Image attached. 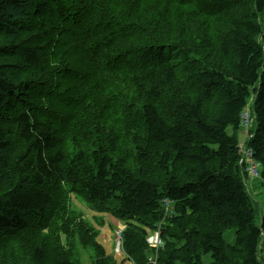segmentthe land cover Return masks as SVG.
<instances>
[{
  "label": "trees",
  "instance_id": "trees-1",
  "mask_svg": "<svg viewBox=\"0 0 264 264\" xmlns=\"http://www.w3.org/2000/svg\"><path fill=\"white\" fill-rule=\"evenodd\" d=\"M143 1L134 0L131 7L129 0H65L50 13V23L61 21L69 27L73 53L88 69L100 72L104 68L110 77L128 72L139 94L149 98V104L141 106L139 121H133L142 125L138 126L141 136L133 148L135 168L127 157L114 160L100 139L65 155L58 149L63 140L57 125L63 127L69 116L62 118L58 110L66 106L74 109L80 101L69 99L61 84L53 89L52 85L41 83L42 78L30 81L24 89V82L16 80L21 68L12 63L13 71L8 73L0 65V108L16 100L15 113L9 121L0 119V250L28 241L30 228H45L50 233L56 224L47 212L54 203L50 185L65 181L68 192L83 197L95 211L108 212L127 223V227L133 222L139 224L140 231L133 227L121 232L120 250L132 264H150L146 228L155 229L161 220L168 221L170 227L162 230L163 246L157 251L156 264H264V216L257 225L256 209L245 191L237 144L241 114L252 98L250 109L255 127L248 131L246 145L261 165L264 185V0H246L245 7L237 13L236 23L218 33H222L221 55L232 60L229 73L216 67L208 72L211 65L205 51L211 49L204 43H193L177 26L178 31L175 30L169 11H163V18L155 10L158 7H149L143 22L137 23L131 9ZM167 1L189 7L200 2ZM37 2L0 0V35L7 42L23 44ZM222 2L225 7H220ZM230 2L215 0L217 6L204 2L202 5L210 17L228 8ZM125 13L128 15L124 17ZM182 26L179 23V28ZM49 33L46 28L41 40L38 37L21 46L16 62L35 67L43 58L40 56L55 47L52 39L43 41L42 37ZM58 45L65 46L66 42L60 41ZM117 45L118 51L113 53ZM211 51L216 53L217 48L214 46ZM3 52L0 49V59H8ZM171 56L183 57L187 69L201 68L205 72L204 94L224 95L221 111L214 120L204 114L200 99L192 101L179 91L169 98L173 94L167 89L177 84L183 86ZM57 63L59 71L54 75L61 80L63 76H72L73 82L85 81L93 87L104 78L66 69L61 59ZM157 72L166 75L160 82ZM145 82L150 83L149 89L140 86ZM26 90H33L35 97L29 96L30 100L25 101ZM184 92H189L188 87ZM50 99L63 102V108L52 110L45 106ZM33 104L37 107L30 108ZM87 131L85 137L90 132L98 133L93 128ZM149 149L155 150L158 179L149 178L146 170L151 161ZM164 200L172 206L169 216L164 213ZM209 216H214L215 223L206 219ZM217 224L220 228L223 224L229 229L235 226L233 243L227 241L225 229H218ZM180 243L182 246L177 247ZM38 245L32 251V264L47 258ZM102 254L108 264H116L113 256ZM204 257H208L209 263L203 261ZM50 264L77 261L56 253Z\"/></svg>",
  "mask_w": 264,
  "mask_h": 264
},
{
  "label": "rangeland",
  "instance_id": "rangeland-1",
  "mask_svg": "<svg viewBox=\"0 0 264 264\" xmlns=\"http://www.w3.org/2000/svg\"><path fill=\"white\" fill-rule=\"evenodd\" d=\"M64 1L38 0L37 7L33 8L31 12L27 30L28 34L24 37L23 44L15 41L7 42L6 38L0 35V49L4 51L3 55L6 54L8 57V59H5L6 57L0 59V65L6 68L5 71L8 73L13 71L12 63L13 66H19L21 70L17 72L16 80L25 83L21 84L24 89L30 86L28 85L30 81H37L39 78H42L41 83L46 85L50 84L53 89L58 88L61 84L62 92L67 93L69 99H78L80 101V106L70 110L67 106L66 108L61 106L64 105L63 102L60 103L59 101L50 99L45 103V106H49L52 110L62 107L63 109L58 110L62 118L69 116L68 123H63V127L60 128V125H57L58 130L62 132L59 133L63 140V143L58 149L62 150L65 155L68 156V154L76 151L82 144L90 145L92 140L98 141L100 139L108 151L107 153L114 160L121 161L127 157L129 159L128 162H131V166L135 168L136 164L133 162L135 158L132 159V156H134L133 148L136 144L135 141L139 140L141 136L138 126L142 127V125L139 122L133 123V121L136 119L139 121L141 106L149 104V98L139 94L136 85L131 83L130 73L122 71L119 72L120 76L110 77L111 74L107 73V70L104 68H101L100 72L92 71L88 69L86 63L80 60L76 53H73L74 47L70 34L68 33L70 32L68 30L69 27L61 21L55 20V22L51 21L50 23V13L53 14L56 6L62 4ZM196 2L194 7H189L178 1L144 0L140 2V5L136 3L134 10H131L137 19V23L143 22L144 15H148L149 7H158L160 10H155L163 18L165 17L163 11H169L173 15L170 20L173 26L175 25V30L178 27L179 31L185 33L193 43H204L211 50L214 46L217 48L216 53H213L211 50L205 51L211 65L208 68V72L212 70V67H216L220 71L229 73L231 71L232 60L230 58H224L220 53V35L236 23L237 13L245 7L246 0H231L228 8L210 17L206 16L202 2L213 3V6H217L215 0H200V2ZM129 3L132 7L135 2L134 0H129ZM220 7H225V2L220 3ZM139 11H144V13L139 14ZM127 15L128 13L123 14L124 17ZM179 23L183 25L181 28H179ZM46 28H49L50 33L48 37L45 36L42 38L43 41L52 39L56 43L53 50L46 52L45 56L42 54L40 57L43 58L35 67L28 68L23 62H16L21 54V46L32 43L42 35ZM220 31L222 33L218 34ZM39 32L42 33L40 34ZM197 38H201L202 40L199 42ZM38 40H41V37ZM60 41L66 42V45H58ZM118 48V45L115 46L113 53H117ZM58 59L63 61L66 69L90 72L96 76H104V78L98 86L93 87L90 86L89 82H73L72 76L70 78L63 76L64 80H61L59 76L54 75L56 71H59ZM171 59L172 64L177 69V76L183 81V86L177 84L176 87L167 89L166 92L169 91V93L173 94L169 95V98L176 96L179 91L181 95L192 101L200 99L204 105V114L209 120H214L221 111L225 99L224 95L204 94L202 82L207 79L205 72L201 68L198 71L193 67L187 69V63L183 57L171 56ZM157 73V81L160 82L166 75H163L162 72ZM149 85V82L140 83V86L146 89H149ZM39 86L42 85L39 84ZM187 87L189 92L185 93L184 90ZM161 91H164L162 86ZM101 92L102 94L100 95ZM25 94V101L30 100L29 96L31 99L35 97L33 90H26ZM251 104L252 99L247 103L248 108L246 107L249 113H251ZM15 105L16 100L13 99L1 107L0 119L8 122L9 117L15 113L13 111ZM159 106L162 107V104H159ZM36 107L35 104L30 105V108ZM254 124L255 122L252 120V123L248 127L243 126V129L239 132H244L243 130L246 131V129H254ZM89 128L96 129L98 133L90 132L85 137L84 134L88 133L87 129ZM229 134H232L230 129ZM249 134L248 136H250ZM244 139L245 136L243 137ZM237 144L239 145V143ZM154 151L149 149L151 161L149 162V166H146V170L149 173V178L158 179L156 176L157 171L155 170ZM256 168L258 173L262 170L260 164H256ZM243 174L245 177V191L253 207L256 209L255 223L260 225L261 218L264 216L263 179L260 174L258 177L256 175H250V177L245 168L243 169ZM145 176L147 177V175ZM50 187L52 189L54 203L47 212L51 216V222L56 224L50 230V233L45 228L35 231L30 228L27 230L30 236L28 241L12 244L10 249L3 246L4 248L2 247V250H0V264H32V251L37 248L38 244L47 254V258L40 264H50L56 253H64L67 258L76 259L77 264H108L102 254L103 252L105 256H113L116 264H132L130 261L125 260L120 250L121 243H118L116 239L117 233L122 232V230L126 231L134 227L140 231L138 223L133 222L132 226L127 227V223L123 224L108 212L95 211L83 197L69 193V188L65 181H58L50 185ZM167 213L169 216L170 212ZM206 219L215 221L214 216L206 217ZM47 227L50 228V224ZM167 227H170L168 221L161 220L156 224L155 229L151 230L150 228H146L147 235L145 241L149 248L147 257L150 264H156L157 251L161 245V238L159 239V237H161L162 230ZM234 227L229 229L224 224L222 228L218 226V229H225L223 235L230 243H233L235 238L236 229ZM91 244L92 246H89ZM182 244H178L177 247H181ZM203 261L209 263L208 257H204Z\"/></svg>",
  "mask_w": 264,
  "mask_h": 264
},
{
  "label": "built area",
  "instance_id": "built-area-1",
  "mask_svg": "<svg viewBox=\"0 0 264 264\" xmlns=\"http://www.w3.org/2000/svg\"><path fill=\"white\" fill-rule=\"evenodd\" d=\"M252 122L251 118L249 117L248 113H244L242 115V123L245 127H248L249 124ZM243 163L245 164V169L246 172L248 173V175H256V177L259 176L258 170L256 168V163L253 160V151L251 149H242V157L240 159V164L243 165ZM249 168V169H248ZM251 177V176H250ZM164 206L166 209H169V204L167 202L164 201ZM121 232L117 233V241L118 243L120 242V237H121ZM160 245V244H159ZM160 247V246H159Z\"/></svg>",
  "mask_w": 264,
  "mask_h": 264
},
{
  "label": "clouds",
  "instance_id": "clouds-1",
  "mask_svg": "<svg viewBox=\"0 0 264 264\" xmlns=\"http://www.w3.org/2000/svg\"><path fill=\"white\" fill-rule=\"evenodd\" d=\"M252 99V98H251ZM247 107V106H246ZM248 108V107H247ZM248 113V115H249V117L251 118V120H254L253 119V117H252V114L251 113H249V110H246V108L244 109V111H243V113L241 114V123H240V126H241V129H243V123H242V115L244 114V113ZM252 123V122H251ZM244 132H245V134H244V132H239L238 133V135L240 134V133H242L241 134V136H242V139L241 140H239V138L238 137H241L240 135L239 136H237V138H238V143H239V145H238V150H239V165L242 167V169H244L246 166H245V164L243 163V165L242 164H240V159H241V157H242V149L243 148H245V149H251V148H249V147H247V145H246V141L248 140V138H249V136H248V131H249V129H246V131L245 130H243ZM245 136V139L243 140V137ZM243 140V141H242ZM252 150V149H251ZM253 151V150H252ZM253 160H254V162L256 163V164H260L259 162H257L255 159H254V153H253ZM259 174H260V172H259ZM164 201L165 202H167L168 204H169V209H166L165 208V206H164ZM163 201V209H164V213L166 214L167 212H170L171 210H172V206H171V204L169 203V201H167V200H164ZM170 210V211H169ZM158 236H159V234H158ZM161 237H159V239H160ZM160 243H161V245H160V247L159 248H161L162 246H163V243H162V240L160 239ZM158 248V249H159Z\"/></svg>",
  "mask_w": 264,
  "mask_h": 264
},
{
  "label": "crops",
  "instance_id": "crops-1",
  "mask_svg": "<svg viewBox=\"0 0 264 264\" xmlns=\"http://www.w3.org/2000/svg\"><path fill=\"white\" fill-rule=\"evenodd\" d=\"M241 134H242V133H240V136H241ZM238 138H239V140H241V139H242V136H241V137H238Z\"/></svg>",
  "mask_w": 264,
  "mask_h": 264
}]
</instances>
